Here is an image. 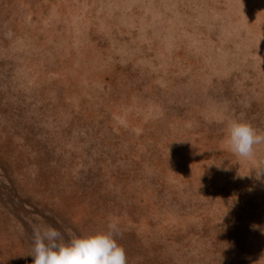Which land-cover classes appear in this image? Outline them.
I'll return each mask as SVG.
<instances>
[{
	"label": "rangeland",
	"instance_id": "obj_1",
	"mask_svg": "<svg viewBox=\"0 0 264 264\" xmlns=\"http://www.w3.org/2000/svg\"><path fill=\"white\" fill-rule=\"evenodd\" d=\"M264 0H0V264L33 229L128 264H264Z\"/></svg>",
	"mask_w": 264,
	"mask_h": 264
},
{
	"label": "clouds",
	"instance_id": "obj_2",
	"mask_svg": "<svg viewBox=\"0 0 264 264\" xmlns=\"http://www.w3.org/2000/svg\"><path fill=\"white\" fill-rule=\"evenodd\" d=\"M227 143L231 152L239 157L253 155L255 146L264 144V133L250 123L234 120L228 128ZM117 217H110L101 230L72 233L50 226L33 229L30 256L33 264H128Z\"/></svg>",
	"mask_w": 264,
	"mask_h": 264
}]
</instances>
